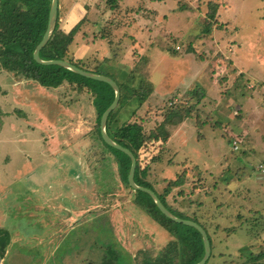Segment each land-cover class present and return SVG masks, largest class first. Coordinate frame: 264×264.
Instances as JSON below:
<instances>
[{"label": "rangeland", "instance_id": "obj_1", "mask_svg": "<svg viewBox=\"0 0 264 264\" xmlns=\"http://www.w3.org/2000/svg\"><path fill=\"white\" fill-rule=\"evenodd\" d=\"M210 3L218 6L215 15L218 21L213 23L211 34L203 35ZM114 4L118 7L112 10L105 2L93 8L100 13L99 24L106 19V23L116 20L121 28L112 48L106 42L101 48L94 47L100 51L104 48L99 56L107 55L109 59L102 62L100 71L118 82L135 65L138 75L151 78L156 89L131 121L142 122L148 134L169 110L191 108L190 117L173 130L161 162L147 159L142 164L148 168L147 178L152 181L175 178L179 163L189 160L200 181L190 178L191 182L167 196V202L182 214L196 215L209 225L212 216L221 217L217 236L224 242L213 249L215 255L208 264H238L242 261L241 248L258 252L264 247V0H125L122 7L115 0ZM99 27L83 29L80 34L83 37L71 46L75 56H80L86 37L93 42ZM232 60L243 68L246 77L236 73L238 68L234 70ZM88 64L92 66V62ZM199 88L206 93L201 100L197 97ZM28 89L39 94L49 88L0 65V181L10 190L7 195L0 191V204L7 212L5 225L20 228V235L9 247L2 264H70L73 255L76 264H103L108 262L110 253L114 258L118 256L114 264H134L136 252L160 250L165 245L161 243L167 240L163 230L134 204L135 192L121 180L114 155L97 138L96 112L89 95L79 97L60 89L45 93L44 100L38 98L49 109V117L55 116L61 105L72 106V97L80 98L83 114L86 111L83 121L87 122L81 123L76 107L71 109L76 117L67 115L62 118L66 121L60 122L67 125V132L68 127L76 129L73 133L78 138L70 144L71 135L61 134L54 140L51 131L41 128L40 132L33 131L34 126L28 120L24 125L20 123V112L25 115L20 93ZM125 113L121 111L119 118H124ZM197 120L204 122L199 132ZM90 123L89 130L77 133L80 125L84 128ZM233 141L237 142V149ZM20 146L34 156L32 159L65 147L68 157L62 161L64 167L57 177L64 182L61 199L48 198L47 186L34 191L20 188L26 182L32 186L28 177L20 178L17 171L21 161L29 157L20 156ZM68 180L73 183L72 189ZM162 184L163 189L166 184ZM198 184L201 191L194 195L193 188ZM179 190H183V196L178 195ZM189 195L192 199H188ZM34 196L41 202L38 210L33 206L32 199H37ZM24 199L30 200L25 204ZM36 212L41 216L34 218L31 214ZM62 212L71 219L60 229L53 245L48 244L47 235L33 236L40 230H54L49 215ZM231 226L241 228L225 239L224 228ZM81 241L88 246L83 259ZM55 243L57 248L53 251ZM145 244L149 247L145 248ZM237 246L240 248L236 249ZM73 249L76 252L71 254ZM218 252L223 256L218 257Z\"/></svg>", "mask_w": 264, "mask_h": 264}, {"label": "trees", "instance_id": "obj_2", "mask_svg": "<svg viewBox=\"0 0 264 264\" xmlns=\"http://www.w3.org/2000/svg\"><path fill=\"white\" fill-rule=\"evenodd\" d=\"M114 1H106L111 10L118 7L114 4ZM50 5L51 0H0V65L4 69L18 72L26 78H33L44 87L58 88L65 85L68 89H77L78 91L87 93L90 97L91 105L96 112L95 127L97 138L114 155L119 177L133 190L127 181V175L131 166L129 156L107 145L100 135L99 122L101 115L114 99V90L112 87L105 82L86 78L59 65L40 64L33 58V52L46 30ZM217 11V4L210 3V10L207 14L209 20L203 26L201 34H211L213 23H217L216 21H218L215 19ZM115 22H109L107 23L108 26L100 29L96 35L97 39H108L111 46L121 30L119 28L120 25L117 26L118 22L116 20ZM76 30V26L69 30L61 27L58 10L53 33L45 46L40 50L39 57L42 60H67L81 69L102 74L99 69L100 61L89 66L83 59L76 58L70 52L69 46L73 41ZM175 52L172 51V53ZM145 60V64H147L148 58L146 57ZM135 69L136 66L134 65V68L130 72L124 73L122 81L117 82L114 79L120 89V99L116 108L110 112L107 118L106 132L112 140L129 149L135 156L136 168L134 181L137 185L153 190L164 206L175 216L195 221L206 230L211 246L210 257L205 263L208 264L210 258L214 255L213 249L215 248L216 240L214 235L219 229V223L211 218L210 223L212 225H209L201 221L196 215H184L167 202V196L174 189L182 188L188 182H191L190 178L196 179L198 182L200 181L194 172L195 166L189 160L185 159L182 163H179L180 170L176 173L175 178H155L153 181L147 178L149 176L147 166L142 167V164L147 159L148 162L150 159H153L157 164L161 162L163 159L162 154L166 150V141L172 128L190 117L191 108L179 109L175 107L169 110L165 114L164 119L157 123L148 134H145L143 123L131 121V119L138 115V110L155 93V87L151 78L147 76L144 78L138 75L139 72L135 71ZM138 77H142L141 81L134 82ZM143 82L145 83L144 86L141 85ZM205 96L206 93L199 88L197 90L198 100L205 98ZM121 111H125L126 113L123 115L124 118L122 117L120 119L118 115H120ZM90 125L91 123L88 127ZM196 125V130L199 132L202 130L204 122L199 123L197 120ZM90 135L93 136L94 133L92 132ZM170 165H175V163H171ZM162 183L164 185L166 184L163 189ZM199 185L193 188L194 195L198 194V191H201ZM134 192V204L143 210L151 218L153 223L155 222L162 228L163 232L165 231V235L166 233L168 234V242L164 247L157 252H152L148 249L146 251H138L134 256V264H196L199 262L203 257L204 247L202 236L198 230L167 218L161 213L149 194L139 190ZM183 194V190H179L178 195L183 196ZM192 195H189L188 199H192ZM199 205L197 204V206ZM240 228L239 226L224 228L225 238L232 233H236ZM9 243V232L6 229L0 228V259L4 256ZM110 254V257L107 259L108 262H104L103 264H114L116 262L118 256L114 258V254ZM239 254L242 261L238 264H263L264 247L260 248L258 252H254L248 247H243L239 250ZM219 256H223V254H219Z\"/></svg>", "mask_w": 264, "mask_h": 264}, {"label": "crops", "instance_id": "obj_3", "mask_svg": "<svg viewBox=\"0 0 264 264\" xmlns=\"http://www.w3.org/2000/svg\"><path fill=\"white\" fill-rule=\"evenodd\" d=\"M104 2L106 3V0H59L58 1L59 19H60L61 27L65 28L66 30H69L75 26L77 27V30H76L75 35L73 37V41L69 46L70 52L74 56H75L74 50L71 49V46L74 44L76 39L83 37V36L80 37V34L83 33V31H84L83 29L87 30L90 27L92 28L94 26H100L98 29V31H99L100 29H102L104 26L107 25V23H106L107 19L105 21H103L102 24L98 23L97 18H98V15L100 13L98 14L97 11L95 9H93L97 3L103 4ZM124 2H125V0H117V3H118V5H120V7H122L121 3H124ZM135 23H136V21H135ZM125 27H127V26H125ZM87 38L88 37L85 38L86 41H84V39L82 40L84 42L81 43L80 56H75V57L83 59L87 64L89 62H92L93 65L95 64V62L97 63V61H100L101 62L100 66H101L102 62L107 61L109 59L107 58V55H105L104 57H101L102 58L101 59L99 55L101 54V52H103L104 48L102 51H100V50H98V48H94L95 45H96V47L98 46L101 48V47H103L102 43L106 42L108 44V47L112 48V46L116 42L117 38H115V41L111 46L108 42V39H97V37L95 35V37L92 39L93 42H90L89 39H87ZM232 61H233L234 70L236 69V67L238 68V70L236 69V73L237 74L241 73V75L245 76V72H244L243 68L238 67L234 60H232ZM132 67H134V66H132ZM99 69H100V67H99ZM131 69H133V68H131ZM197 79L198 78H196L195 80H197ZM250 87H252V86H250ZM22 89H24V88L22 87ZM60 89H64L66 94L73 92V93H75L74 95H78L79 97L82 94H85L84 92L78 91L77 89H68L65 85L60 86L58 88H49L48 90L43 89V91L41 90L38 92L39 94H36V92L34 90H30V89H28L27 91L23 90L20 93V105H22L21 109H23L22 111L24 112L25 115H23L20 112V123H22L24 125V123L28 120V123L32 124L34 126L33 131L36 130V132H40L41 129H43L44 131H47V132L51 131L49 134H51V135L54 134V140L59 139V137H61V134L62 135L68 134L66 137L71 135V139L69 140V142L71 141L70 142V144H71L72 142L76 141L78 138V135L73 133V131H76V129L68 127V129L70 131L67 132V131H65L67 125H65L64 123L61 124L60 122H62V121L65 122L66 120L65 119L63 120L62 118L64 116H67V115H69L70 117H76V116H74L75 113L72 111V110H74V107H76L80 110V119L82 120L81 123H83L87 120V119H84L85 121H83V118L86 116V111H84V114H83L82 102H81L80 98H78V97L73 98L72 97L70 99V101H71L70 103H72L71 104L72 106L68 105V107H66L67 105H64V106L61 105V107H59V111L56 112L55 116L52 114V117H49L50 111H49V109L46 108L45 103L38 100V98H40V99L43 98L42 100L46 99V98L42 97V96L46 95L45 93H54L55 91H58ZM154 92H156V89ZM86 95H88V94L86 93ZM50 101H53V100H50ZM54 102L58 105V100L56 98L54 99ZM28 110L31 111L30 114L28 113ZM21 118H23V119H21ZM52 118H54V119H52ZM84 124H86V123H84ZM179 125H181V124H179ZM179 125H177V126H179ZM88 126L89 125L84 126V128H81V125H80V127H78L77 133L81 129L83 131V130L89 128ZM176 127L172 128V131L168 137L169 139H167V141H166V146L168 144V141L171 140V138L173 137V130ZM21 132L22 131L20 130V138L22 139ZM262 134H264V133H262ZM262 136L263 135L260 136L261 139L264 137V136L263 137ZM20 147H21L20 148V156H22L23 158L27 157V156H29V157H28V160L21 161L20 169L17 171H19L18 173H20V178L28 177L30 182H32V186H29L30 183L26 182V184L24 185L20 182V184H22V185H20V188L24 187V191L29 190V188L34 191V190H39L42 187L47 186L48 191H50V195L48 196V198H50V199H52V198L56 199L58 197L60 198V195H61L60 192L64 191L65 189L64 190L62 189L64 182H62L61 178L57 179V177L59 176V174H61V171L64 167L63 166L64 164L62 163V161L65 160L66 157H68V155L66 154L68 152H64L65 147H60L56 151L51 152L49 155L44 154L41 158H38V159H32L34 156L31 153H28L27 151H25L24 146H20ZM43 147H44V149H46V147H47V144L45 142H44ZM263 147H264V140H262V148ZM70 161L72 162V160H70ZM26 162H28V163L26 164ZM74 163H75V161H73V164ZM65 167H67V166L65 165ZM214 176L217 177L216 175H213V177ZM0 180H1V178H0ZM4 184L5 183L3 181H0V191L4 190L5 194L7 195V193L10 190H8ZM67 185L72 189L73 183L71 181L68 180ZM51 192H52V194H51ZM199 192L200 191H198V193ZM62 193H64V192H62ZM34 197L37 199L36 200H34V198L32 199L33 200V206H34L35 210H38L39 207L41 206L40 205L41 202L38 201V199H39L38 197H36V196H34ZM29 200L24 199V203L26 204V202ZM32 200H31V202H32ZM21 203L22 202H20V205H23ZM61 203H59V205L63 204V203L62 204ZM52 204H54L55 206L58 205L56 202H53ZM13 206H14L13 214L16 215L15 211L17 210L16 208L18 207V204L13 205ZM6 214H7V212L3 208V204H0V228L7 229L9 234L11 235L10 236V243L5 250L4 256H6V254L8 253L9 247L13 243H15V240L18 238V235H20V233H19L20 228L19 229L18 228L12 229L11 227H8L7 225H5L6 216H7ZM31 215H34V218L41 216L40 214H37V212L32 213ZM53 215H55V216H52V214L49 215V220H50V226L54 222V228H55L54 230L53 229L50 230L51 228H48L45 230L47 232H44V230L43 231L40 230L37 233L35 232L33 234V236L36 238H40V237L47 235L48 239H50L48 244H52V245H53V240L59 235L60 229L67 224L68 220L70 221V219H71L70 216H68L69 214H67L66 212L56 213ZM212 218H213V220H216L218 223L222 219L221 217H218L216 215L212 216ZM63 222H65V223H63ZM55 224H56V226H55ZM149 226H152V224L150 222H149ZM56 228H58V229H56ZM217 232L214 235V237L216 238L215 249L217 248L216 245L218 243L224 242L223 240L221 241V238L217 236ZM162 233H164V232H162ZM232 234H234V233H232ZM165 237L167 239L166 242L165 243L162 242L161 244L166 245V243L168 242V236L165 235ZM227 238L229 239L230 235L228 237H226L225 239H227ZM151 239H154L153 235H152ZM56 242H57V240H56ZM56 245L57 244L55 243L54 247H53V251L56 250V248H57ZM79 245H80V254H82L81 259H83V258H85V256L83 257V254L87 253L86 249H88V246H87V243H84L83 241H81ZM149 245H151V243ZM158 245L159 244H157V246ZM165 245H163L162 247H164ZM228 246H226L227 249H228ZM144 247L146 248L149 246L146 245ZM229 248L231 249L230 246H229ZM239 248H240L239 246L236 247V249H239ZM142 249H139V250H142ZM49 251H52V250H49ZM75 252H76V250L73 249L70 253L73 254ZM219 254H223V253L218 252L217 256L221 257V256H219ZM214 255H215V253H214ZM4 256L2 257V259H0V264H2V261L4 260L3 259ZM72 258L73 259H71L70 264H76L75 255H73ZM224 262H225V260H224Z\"/></svg>", "mask_w": 264, "mask_h": 264}, {"label": "water", "instance_id": "obj_4", "mask_svg": "<svg viewBox=\"0 0 264 264\" xmlns=\"http://www.w3.org/2000/svg\"><path fill=\"white\" fill-rule=\"evenodd\" d=\"M57 14H58V0H51L46 30L44 32V35H43L41 41L36 46V48L33 52V58L35 59L36 62H38L40 64H43V65H59L61 67L69 69V70H71V71H73V72H75L81 76L86 77V78L105 82L112 87V89L114 90V99H113L112 103L102 113L101 118H100V122H99L100 135H101L103 141L107 145H109L110 147H113L117 150H120L121 152H123L127 156H129V158L131 160V166H130V169H129V172L127 175V181H128L129 186L134 191L139 190V191H142V192L149 194L151 196V198L153 199L154 203L156 204V206L158 207V209L167 218L171 219L174 222L182 223V224L194 227L196 230H198V232L202 236L204 254H203V257L201 258V260L199 262H197L196 264H205L206 261L209 259L210 254H211L210 241H209L206 230L199 223H197L195 221L182 219V218L175 216L173 213H171L164 206V204L161 202V200L159 199V197L156 195V193L153 190H151L147 187L137 185L134 181V172H135V168H136L135 156L133 155V153L129 149L123 147L122 145H120V144L116 143L114 140H112L106 132L107 118H108L110 112L116 108V106L118 105L119 99H120V89H119V86L116 83V81L109 76L81 69V68L75 66L74 64L70 63L67 60H63V59L42 60L39 57L40 50L45 46V44L48 42L49 38L51 37V35L53 33V30H54L55 24H56V20H57Z\"/></svg>", "mask_w": 264, "mask_h": 264}, {"label": "built area", "instance_id": "obj_5", "mask_svg": "<svg viewBox=\"0 0 264 264\" xmlns=\"http://www.w3.org/2000/svg\"><path fill=\"white\" fill-rule=\"evenodd\" d=\"M232 144H233V146H234V149H237V148H238V144H237L236 141H233ZM262 171H264V170H262Z\"/></svg>", "mask_w": 264, "mask_h": 264}, {"label": "flooded vegetation", "instance_id": "obj_6", "mask_svg": "<svg viewBox=\"0 0 264 264\" xmlns=\"http://www.w3.org/2000/svg\"><path fill=\"white\" fill-rule=\"evenodd\" d=\"M4 229V228H3ZM7 230V229H6ZM8 231V230H7Z\"/></svg>", "mask_w": 264, "mask_h": 264}]
</instances>
